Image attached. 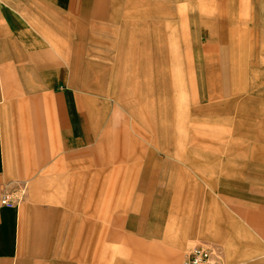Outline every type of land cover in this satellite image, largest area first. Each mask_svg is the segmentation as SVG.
I'll return each mask as SVG.
<instances>
[{
    "label": "crops",
    "instance_id": "crops-1",
    "mask_svg": "<svg viewBox=\"0 0 264 264\" xmlns=\"http://www.w3.org/2000/svg\"><path fill=\"white\" fill-rule=\"evenodd\" d=\"M95 2L90 16L85 9L74 16L63 14L49 28H40L41 35L31 29L22 32L18 21H2L0 16V264H106V246H102L106 227L100 222L105 218L102 175L121 169L136 173L147 167V160L142 162L138 153L144 151L148 157V149L132 139L129 129L147 138L154 119L152 93L171 94L167 82L164 88L147 73V69L161 70L168 77L169 63L180 61L165 52L154 53L153 26L162 28L166 23L159 20L166 6L156 3L151 10L141 11L140 18H132L133 12H129L124 32L114 34L119 40L108 43L103 32L118 4ZM53 9L55 18L57 10ZM213 22L228 24L224 19ZM87 23L102 33H89ZM63 24L75 27L77 34L73 36L72 31L63 38L57 31ZM206 36L209 47L216 49L214 42L230 34L208 32ZM201 46L189 50V57L182 60L188 65L190 88L207 107H229L233 99L219 97L246 88L235 82L245 76L239 73V59L219 58L215 51ZM141 65L143 77L139 75ZM58 86L65 88L63 94L56 92ZM167 102L170 104V97L161 101L163 105ZM257 103L263 104L247 94L239 104L252 109L251 104ZM166 116L162 123L168 126L171 118ZM93 124L96 126L91 128ZM189 140L192 148L186 157L194 169L207 172L220 164L215 178L206 180L220 188L223 204L214 209L218 204L210 199L208 228L197 229L196 217L191 215L184 216L177 237L147 230L144 246L135 241L124 247L122 253L128 255L122 264H183L189 252L183 254V249L197 239L218 247L225 264H264V130L253 145L229 139L225 155L220 157H208L204 152L219 150L221 140L195 132ZM128 142L136 152L131 157L134 161L126 167L113 166V157L120 161ZM164 149L169 152L168 147ZM76 156L81 158L80 166L74 163ZM75 171L86 179L82 184L85 192L76 201ZM249 172L260 181L251 182ZM24 181L29 182L30 196L20 203L17 191ZM6 193H11V202L5 205L1 200ZM75 206L79 214H75Z\"/></svg>",
    "mask_w": 264,
    "mask_h": 264
},
{
    "label": "rangeland",
    "instance_id": "rangeland-1",
    "mask_svg": "<svg viewBox=\"0 0 264 264\" xmlns=\"http://www.w3.org/2000/svg\"><path fill=\"white\" fill-rule=\"evenodd\" d=\"M95 1L0 0V16L2 21H10V19L13 22L18 21L22 32L27 31L28 33V30L31 29L35 34L41 35L40 28H49L52 26V22L55 20L58 22L57 19L63 14L71 16L80 9H85L90 16L96 5ZM106 1L109 3L116 1L118 4L116 15L106 21L107 28L103 32L109 39L108 43L115 38L119 40V37L114 34L122 33L125 28L123 24L131 16L129 12H133L132 18H140L141 11L151 10L156 6V3H164L165 14L159 20L166 23H163L162 28L153 26L154 53L165 52L171 59L180 60L169 63L171 71L168 77L165 71L153 70L152 72L147 69L151 81L154 82L156 78L155 83L161 82L164 88L167 82L171 93H152L154 119L150 126L151 133L147 134V138L138 135L137 131H133V128L129 129L132 139L142 142L148 149V157L144 151L138 153L142 157L140 158L142 162L147 160V167L144 166L136 173L125 169H121L122 171L116 169L117 172L108 170L102 175L105 218H102L100 222L106 227V237L102 240V246H106V264H122L128 255L122 253L124 247L134 245L135 241H138L139 246H144L147 230L153 231L155 235L162 231H165L166 235L167 232H170L171 236L177 237L185 224L184 216L188 218L191 215L196 217L195 226L197 229L208 228L210 199L213 198L218 204L217 207L214 206V209H220V204H223L224 199L220 188L212 186L206 180L211 176L215 178V171L220 170L219 162L216 170L207 169V172H202L194 169L193 163L188 160L189 157H186L188 150L192 148V142L188 141L191 133L195 132L210 139L221 140L219 150L204 152V155H208V157L209 155L220 157L225 155L224 151L229 146V139H239L253 145L258 139L259 133L264 130V0ZM51 8H55L54 11L57 10L55 18ZM153 11L155 10L153 9ZM115 17L118 19L116 22ZM213 19H224L228 24L224 25L221 22L217 24L213 22ZM91 27L90 23H87L86 31L94 34L102 33V31ZM57 31L59 35H63V38H66L64 35H69L72 31L73 36L77 34V29L68 24L58 25ZM208 32L230 34V36L215 41L216 49H213V47H209L211 41L206 36ZM201 44L203 45L201 46ZM200 46L203 49L215 51L219 58L234 57L239 59V63H237L240 65L239 73H245V76L235 82L236 86L244 85L246 88L242 93L234 90L219 97V99H233L234 103L229 107L224 109L207 107L203 105V102L197 101L190 88L188 65L182 60L189 57L187 55L189 50H196ZM103 48L110 49L107 46ZM228 51L231 53L227 56L226 52ZM139 72L140 76L145 75L143 68ZM222 79L225 82V78ZM228 83L232 86L233 82L229 79ZM55 90L59 94H63L65 88L58 86ZM75 91L84 93L79 89H75ZM247 94L256 97L263 104H251L252 109L242 108L239 103ZM169 97L170 104L167 102L163 105L161 101L167 100ZM76 101L75 99V105ZM95 101L97 102V98ZM106 111L108 112V110ZM166 114H168V118H171L168 126L162 123L167 117ZM126 115L138 125V120L136 121L127 112ZM229 119H231L230 122H228ZM139 125H141L140 122ZM95 126L96 124H93L91 128ZM244 130L248 132L243 133ZM178 132L182 134H178ZM178 137L180 141H175ZM166 147L169 148V152L164 149ZM133 154L136 152L128 142L126 150H123L122 159L117 162V159L113 157V166H128L130 162L134 161V158H131ZM196 154L199 155V152L196 151ZM80 162L81 158L76 156L74 163L80 166ZM247 176L251 182L260 181L256 180L251 172ZM219 178L220 173H217L215 180L218 181ZM85 180V176L75 171V189L73 190L75 201L80 199L85 192L82 190ZM115 182L117 183L114 184ZM129 186L131 188L126 190ZM30 190L29 182L24 181L17 191V201L21 203L28 198ZM113 190H115L114 193ZM188 191L190 196L187 198ZM113 199H116L117 202L113 203ZM123 199H128V201L125 202ZM79 213L75 206V214ZM155 238L163 239L162 237ZM164 239L167 241V238ZM198 244L212 248L218 259L225 263L218 247L198 239L189 241L183 249V254ZM96 256L98 257V253Z\"/></svg>",
    "mask_w": 264,
    "mask_h": 264
},
{
    "label": "built area",
    "instance_id": "built-area-1",
    "mask_svg": "<svg viewBox=\"0 0 264 264\" xmlns=\"http://www.w3.org/2000/svg\"><path fill=\"white\" fill-rule=\"evenodd\" d=\"M2 204L11 202V193H6L2 200ZM183 264H225L215 255L212 248L204 245H195L187 254Z\"/></svg>",
    "mask_w": 264,
    "mask_h": 264
}]
</instances>
